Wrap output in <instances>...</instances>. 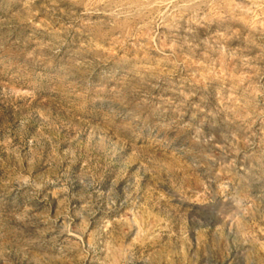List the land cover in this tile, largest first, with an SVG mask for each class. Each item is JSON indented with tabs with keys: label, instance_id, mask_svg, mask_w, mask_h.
Listing matches in <instances>:
<instances>
[{
	"label": "rangeland",
	"instance_id": "rangeland-1",
	"mask_svg": "<svg viewBox=\"0 0 264 264\" xmlns=\"http://www.w3.org/2000/svg\"><path fill=\"white\" fill-rule=\"evenodd\" d=\"M0 264H264V0H0Z\"/></svg>",
	"mask_w": 264,
	"mask_h": 264
}]
</instances>
